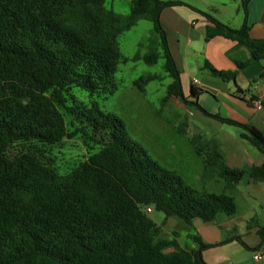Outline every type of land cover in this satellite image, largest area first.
Returning <instances> with one entry per match:
<instances>
[{
	"label": "trees",
	"instance_id": "1",
	"mask_svg": "<svg viewBox=\"0 0 264 264\" xmlns=\"http://www.w3.org/2000/svg\"><path fill=\"white\" fill-rule=\"evenodd\" d=\"M249 2L241 1L244 21L235 29L180 0H132L126 16L108 9L106 0H0V264H207L203 251L224 242L205 244L195 235V249L166 252L176 242L161 236L146 209L191 225L235 215V198L194 188L132 139L120 117L96 103L78 101L73 91L113 94L123 60L119 38L148 20L158 46L149 38L143 60L155 65L162 59L172 80L163 102L175 97L222 124L241 128V138L264 155V135L253 125L207 112L197 102L202 91L195 87L185 97L160 20L166 8L188 7L209 22L207 41L223 37L239 42L260 61L264 39L250 35ZM139 59V53L134 55V61ZM204 66L223 81L236 78L207 61ZM155 79L142 76L134 85L144 92ZM66 115L75 121L72 125H81L76 131L102 135L103 147L66 175L35 151L12 156L10 148L17 144L54 146L73 137ZM190 142L205 169L220 165L227 184L264 181V162L230 167L213 140L195 136ZM209 147H215L213 152ZM258 233L264 240V226Z\"/></svg>",
	"mask_w": 264,
	"mask_h": 264
},
{
	"label": "crops",
	"instance_id": "2",
	"mask_svg": "<svg viewBox=\"0 0 264 264\" xmlns=\"http://www.w3.org/2000/svg\"><path fill=\"white\" fill-rule=\"evenodd\" d=\"M235 1L234 13L239 14L242 0ZM256 7L255 3L249 11L250 35L254 39H264V1L259 8ZM230 19L232 17L226 18V12L217 18L220 22L237 29L242 26L244 15L242 20H232L234 24ZM160 20L166 32L169 50L180 71L185 97L188 98L191 88L195 87L202 91L197 102L207 112L243 124H251L264 135V60H255L250 50L239 42L223 37L207 41L206 28L209 22L188 7L166 8L162 11ZM206 61L218 71L235 73V80L226 82L214 76L209 69L205 68ZM258 102L263 106V110L256 109ZM198 112L200 116H196L195 113L193 115L196 118L195 123L208 132L205 139L216 143L228 166H258L244 148L245 140L241 138V133L237 135L238 137L232 136L221 129L219 124L222 123ZM209 131H212L211 134ZM196 137L204 136L200 133ZM214 148L209 147L207 150L213 152ZM192 149L199 164L196 175L192 177L194 183L186 177L190 185L196 189L205 187L216 193L233 196L237 202L238 211L233 216L221 215L223 216L221 218L219 215L213 222L195 220L191 225L187 224V228H191L192 232L188 230L180 234L175 238L176 246H169L171 248L165 251L195 249L197 245L192 237L197 235L205 244L224 242L222 245L203 251V258L207 264H264V240H261L258 233L260 226H264V219L258 218L257 211V207L262 208L264 205V194L260 193L258 182L260 179H256L258 180L255 181L256 183L250 179L237 185L227 184L220 174V165L215 164L216 166L205 169L203 157L197 153L194 146ZM177 172L180 174L179 171ZM198 181L201 188L196 186L199 184ZM217 181L224 184V192H217L210 188ZM262 183L264 184V181ZM250 185L257 187L258 191L251 190ZM237 237L247 247L238 241ZM183 241H185L184 246H181ZM258 252H261L259 260L254 258Z\"/></svg>",
	"mask_w": 264,
	"mask_h": 264
},
{
	"label": "rangeland",
	"instance_id": "3",
	"mask_svg": "<svg viewBox=\"0 0 264 264\" xmlns=\"http://www.w3.org/2000/svg\"><path fill=\"white\" fill-rule=\"evenodd\" d=\"M131 1L106 0L105 6L119 15L126 16L131 11ZM180 1L210 14L215 19L220 18L226 12V18L232 17L230 20L233 24L234 21L232 20H242L244 15L241 6L239 14L237 12L234 13L235 0ZM263 1L250 0L248 12L252 10L255 3L257 5L256 8H259ZM225 8L226 10H224ZM152 27L153 25L150 21L140 20L136 26L120 36L119 46L123 60L116 74L117 90L113 94L90 96L86 91L78 88L74 89L73 94L78 101L84 104L96 103L101 110L120 117L124 121L127 132L132 139L142 144L149 154L162 165L179 171L186 182L191 184L189 181L194 183L192 177L197 173L199 160L194 154L190 141L192 137L200 133H203V138L205 139L208 132L195 123L194 113L196 116L201 115L195 107L185 104L175 97L170 98L166 103L163 102L167 87L172 81L164 70V61L161 59L155 65H148L143 60L151 45L149 38L155 40L158 46L157 38L151 32ZM137 53L140 54L141 59L134 61L133 57ZM148 75H155L156 79L146 84L144 92H141L134 85V82L140 77ZM66 121L70 133H74L73 137L66 138L54 146L17 144L10 148L12 156L20 155L21 151H35L42 161L52 167L59 175L70 173L88 157L98 152L103 147L104 139L102 135L94 134L90 130L88 135L81 133L79 130L76 131V129H81V125L77 123L72 125L73 120L68 115H66ZM219 126L232 136H237L243 132L241 128L236 126L227 124H219ZM209 132L211 134L212 131ZM244 148L255 164L259 165L264 161V155L253 145L245 141ZM251 181L256 183L255 181L258 180L252 179ZM258 182L260 183V193L264 194V184L261 180ZM198 183L196 185L197 188H201L199 181ZM251 185L249 188L257 192V187ZM210 188L217 192L225 191L224 184L218 181ZM260 193L258 194L261 195ZM151 208L152 212L147 214L160 227L163 238L175 241V238L180 234L182 235L185 231L192 230L187 228V224H184L182 220L166 218L164 213L156 211L153 207ZM262 208L257 207L260 220L264 219V205ZM184 243L185 241L182 242L181 246H184ZM169 248L171 247L166 248V251Z\"/></svg>",
	"mask_w": 264,
	"mask_h": 264
},
{
	"label": "built area",
	"instance_id": "4",
	"mask_svg": "<svg viewBox=\"0 0 264 264\" xmlns=\"http://www.w3.org/2000/svg\"><path fill=\"white\" fill-rule=\"evenodd\" d=\"M256 109H257V110H263V106L260 104V102H258V103L256 104ZM146 212H147V213L152 212V208H151V207L147 208V209H146ZM254 258L257 259V260L261 259V252H258V253L255 255Z\"/></svg>",
	"mask_w": 264,
	"mask_h": 264
},
{
	"label": "water",
	"instance_id": "5",
	"mask_svg": "<svg viewBox=\"0 0 264 264\" xmlns=\"http://www.w3.org/2000/svg\"><path fill=\"white\" fill-rule=\"evenodd\" d=\"M263 20H264V17H263Z\"/></svg>",
	"mask_w": 264,
	"mask_h": 264
}]
</instances>
